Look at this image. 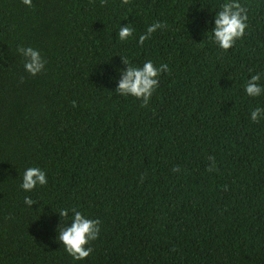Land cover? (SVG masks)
<instances>
[{"label": "trees", "instance_id": "16d2710c", "mask_svg": "<svg viewBox=\"0 0 264 264\" xmlns=\"http://www.w3.org/2000/svg\"><path fill=\"white\" fill-rule=\"evenodd\" d=\"M224 2L0 0V264H264V94L245 92L264 87V0H239L249 27L227 51ZM123 60L168 65L147 107L115 91ZM30 167L48 183L25 191ZM73 208L101 221L80 261L58 238Z\"/></svg>", "mask_w": 264, "mask_h": 264}, {"label": "clouds", "instance_id": "9594fccd", "mask_svg": "<svg viewBox=\"0 0 264 264\" xmlns=\"http://www.w3.org/2000/svg\"><path fill=\"white\" fill-rule=\"evenodd\" d=\"M130 0H122V3L127 5ZM22 3L28 7H32V0H22ZM107 4V0H101V6ZM248 10L245 6L239 3V0H225L220 5L219 11L216 12L214 19V28L212 29L214 42L224 51L229 50L235 45L238 39L245 36V30L249 27ZM165 27L164 24L156 22L150 25L144 34L139 36L138 43L143 45L145 40L149 39L151 34L157 29ZM134 28L130 25H121L118 30V38L124 41L133 35ZM20 54L25 58V70L35 76L44 70L46 61L42 58L38 50L31 47L18 48ZM127 67L121 70L120 79L118 81L116 92L121 95H131L138 100H142L141 107H147L148 102L156 88L159 86L158 77L161 72L168 71L167 64H161L156 67L151 60L144 62L142 67L130 65L127 60H123ZM261 74L251 75L245 85V92L250 97H258L264 94V87L260 84ZM75 101L73 107H75ZM251 120L258 122L260 117L264 115V109L257 107L251 111ZM212 164L207 169L215 171V158L209 157ZM173 172H179L177 166L172 169ZM143 180V177H141ZM48 183L46 173L38 167H30L24 171L22 177L21 188L25 191L33 190L37 185H46ZM25 204L32 206L35 202L31 197H25ZM73 218L70 225L59 227L58 238L65 247L66 252L73 257L74 260L80 261L87 258L93 251L88 245L96 240L100 234L99 219L87 218L75 208L71 209ZM62 219L69 216V209H62L59 212Z\"/></svg>", "mask_w": 264, "mask_h": 264}]
</instances>
